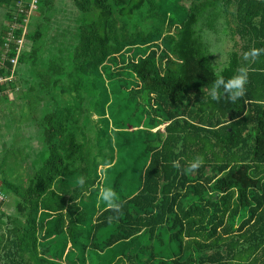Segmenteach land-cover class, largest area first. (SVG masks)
<instances>
[{
  "label": "trees",
  "instance_id": "trees-1",
  "mask_svg": "<svg viewBox=\"0 0 264 264\" xmlns=\"http://www.w3.org/2000/svg\"><path fill=\"white\" fill-rule=\"evenodd\" d=\"M18 1L0 0V77H12L0 83L4 102L17 86L26 92L16 66L36 65L42 26L56 13L54 0H39L23 25ZM70 1L82 17L67 31L53 23L60 37L54 49L70 45L69 82L56 79L50 100L57 92L94 98L87 81L107 70L115 93L145 112L147 125L132 132L133 143L113 141L124 132L111 136L99 128L92 146L76 137L68 105L55 104L38 120L46 156L33 163L23 187L0 182L16 198L13 214L0 201V264H264V56L244 59L264 48V0H190L179 22L166 0ZM9 32L13 41L4 54ZM20 38L22 50H30L17 55ZM211 38L232 43L222 62L223 50H213ZM139 48L146 52L136 60ZM242 66L248 67L245 96L235 104L212 100L215 79H230ZM35 75L39 82L26 90L45 91L44 77ZM109 113L99 118L107 129L109 119H118ZM197 157L204 163L189 172ZM105 188L117 193L119 213L99 199Z\"/></svg>",
  "mask_w": 264,
  "mask_h": 264
},
{
  "label": "rangeland",
  "instance_id": "rangeland-1",
  "mask_svg": "<svg viewBox=\"0 0 264 264\" xmlns=\"http://www.w3.org/2000/svg\"><path fill=\"white\" fill-rule=\"evenodd\" d=\"M54 7L56 9L55 16L50 20L48 27L42 26V32L44 38L38 43V47L42 45V51H39L38 58L35 61L36 65L31 66L28 61L18 64L16 66L15 79L21 80L25 85V93L19 94V86L16 89L9 90L6 95L8 102H4L3 98H0V182L2 178H6L8 181L13 182L15 185L27 184V179L30 176L33 168V163L46 156L43 151L42 145L38 143V133L36 128V122L40 120L46 113L52 110L55 104L68 105L75 110L76 124L73 131L76 137L84 143L94 145L96 135H93L99 128L104 131H108L109 135L112 134V130L124 132L117 138L113 135V141H118L121 138H128L133 143V131L146 128L147 115L140 108L135 110V104L128 101V106L125 108L126 101H122L121 94H116V85L112 84L109 72L104 70L102 75L93 76L87 81L89 89L96 88L93 92L97 93V96L91 99H83L82 101L73 98L70 94L65 93L61 96L59 92L56 93L57 98L54 101L50 100L48 91L53 90L52 84L56 79L62 78V85L68 83V75L70 73V51L68 44L63 52H58L56 43H59L60 37L56 33L55 25L62 24L60 27L67 31L70 25H74V20L82 17V15L74 9L70 0H54ZM168 3L169 16L174 18V21L179 22L180 16L186 14L187 9L191 3L190 0L175 3V0H166ZM5 9L0 7V33L3 25L5 24L4 18ZM38 18V13L35 14ZM47 28V30H46ZM46 31V32H45ZM59 39V40H58ZM67 39V43H70V35L68 34L64 40ZM57 40V41H55ZM210 42L213 50L217 53L223 50L222 55L218 57L219 62L224 60L225 52L229 51L232 47V43L226 39L221 38L218 41L217 38H211ZM30 48L25 46L22 52L29 51ZM146 49L139 48L135 52V59L143 57ZM125 61H128L127 55L122 56ZM52 69L57 70V74H53ZM35 74H41L44 77L46 85L45 91L30 92L26 90L31 86H35L39 82L36 80ZM28 79L25 83L24 79ZM127 79V78H125ZM123 82V81H122ZM128 86H132L131 82L126 81ZM125 84V82H124ZM38 87H36L37 90ZM90 95V94H88ZM104 97V99L102 98ZM114 102V105L111 103ZM126 104V105H127ZM113 110L117 114L118 119H122V125H112L116 120L109 119V127L103 126V123L99 119L103 114L108 116L109 111ZM111 117V116H110ZM97 130V131H96ZM160 132L163 130V126L158 128ZM93 135V136H92ZM88 136H91L90 138ZM136 144H138L136 142ZM137 146V145H136ZM116 159L122 158L123 153L115 154ZM0 190L7 195L6 202L3 206V210L8 214L14 213V206L16 198L12 197L10 193L3 189L0 184ZM10 196V197H9Z\"/></svg>",
  "mask_w": 264,
  "mask_h": 264
},
{
  "label": "clouds",
  "instance_id": "clouds-1",
  "mask_svg": "<svg viewBox=\"0 0 264 264\" xmlns=\"http://www.w3.org/2000/svg\"><path fill=\"white\" fill-rule=\"evenodd\" d=\"M264 56V48H255L244 54V59L248 60L256 59ZM248 83V67L242 66L238 70V73L230 79H225L222 75H219L213 82L210 89V97L214 101H218L222 98H227L230 102L235 104L238 100L245 96L247 91L246 84ZM204 163L203 157H197L194 161L190 162L188 171H194L198 169ZM83 184V181H81ZM99 199L103 204L115 213H119L122 207L120 199L117 193L111 189H103L99 193Z\"/></svg>",
  "mask_w": 264,
  "mask_h": 264
},
{
  "label": "built area",
  "instance_id": "built-area-1",
  "mask_svg": "<svg viewBox=\"0 0 264 264\" xmlns=\"http://www.w3.org/2000/svg\"><path fill=\"white\" fill-rule=\"evenodd\" d=\"M39 0H29L28 1V8L26 10H24L23 7V0H19L17 2V8L19 12H24L25 14V19L22 22L23 25H26L28 23L29 17L32 15V13L36 10L37 8V4H38ZM13 29L18 28V26L16 27H12ZM27 33L26 27L23 29V35H25ZM13 41V36H12V32H9L5 38V43L3 45V52L4 54L8 53L10 51V44ZM23 48V39H17L15 41V53L18 55L20 54V52L22 51ZM13 68H15L16 66V62H17V58H12L10 60ZM12 79V77H8V78H3L0 77V83H7ZM1 200H6V197L2 194V192L0 191V201Z\"/></svg>",
  "mask_w": 264,
  "mask_h": 264
}]
</instances>
